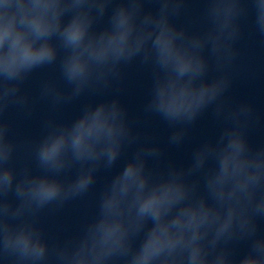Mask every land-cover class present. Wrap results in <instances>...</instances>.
Masks as SVG:
<instances>
[{"label":"clouds","instance_id":"clouds-1","mask_svg":"<svg viewBox=\"0 0 264 264\" xmlns=\"http://www.w3.org/2000/svg\"><path fill=\"white\" fill-rule=\"evenodd\" d=\"M205 3V26L192 31L175 22L186 0H0V264H264V146L248 139L258 117L250 102L226 96L242 20L253 10L264 36V0ZM136 58L153 72L143 112L167 124L169 145L183 144L210 106L224 124L187 166L160 169L164 148L141 142L119 96L85 104L70 122L49 116L17 163L10 108L31 115L37 99L56 110L103 93ZM56 65L59 77L44 80L38 98L24 90L34 72ZM133 144L96 214L77 233L49 240L42 212L86 195L97 172L113 169ZM240 242L248 248L237 256Z\"/></svg>","mask_w":264,"mask_h":264},{"label":"water","instance_id":"water-1","mask_svg":"<svg viewBox=\"0 0 264 264\" xmlns=\"http://www.w3.org/2000/svg\"><path fill=\"white\" fill-rule=\"evenodd\" d=\"M198 1L199 0H186L185 11L179 17L175 18V22L179 24ZM145 7L146 10L154 9L156 5L147 4ZM106 23L107 16L104 20L99 22L97 27H103ZM143 66L144 65L139 62V58H136L133 63L123 68L122 79L114 83L105 92L100 94L86 92L76 100L63 105L56 110L52 109L50 101L43 99H37L34 111L31 115H27L15 107L10 108L5 115V118L11 123L10 137L20 144V148L16 154L17 163H22L26 159L28 144L34 143L42 136V124L45 119L49 116H54L58 121L70 122L80 114L83 106L89 102L98 103L103 99H111L115 96L121 97ZM58 77V65L38 69L25 83L24 90H26L30 96L38 98L42 82L47 79ZM70 173H68V175H70ZM49 210L50 209H46L42 212L39 221L41 225Z\"/></svg>","mask_w":264,"mask_h":264}]
</instances>
